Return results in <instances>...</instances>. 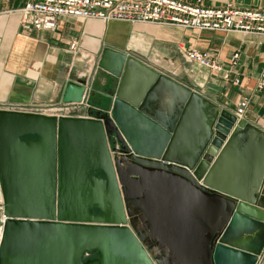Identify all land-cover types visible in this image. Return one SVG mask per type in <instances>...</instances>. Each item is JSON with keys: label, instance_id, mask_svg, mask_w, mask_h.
Instances as JSON below:
<instances>
[{"label": "water", "instance_id": "95a60500", "mask_svg": "<svg viewBox=\"0 0 264 264\" xmlns=\"http://www.w3.org/2000/svg\"><path fill=\"white\" fill-rule=\"evenodd\" d=\"M98 66L114 120L0 110V264H257L264 131L127 50Z\"/></svg>", "mask_w": 264, "mask_h": 264}, {"label": "crops", "instance_id": "0c3cea01", "mask_svg": "<svg viewBox=\"0 0 264 264\" xmlns=\"http://www.w3.org/2000/svg\"><path fill=\"white\" fill-rule=\"evenodd\" d=\"M31 1L39 0H0V110L55 113L53 108L65 104L62 97L67 85L85 80L82 114L110 117L119 80L98 66L108 47L136 54L160 73L187 79L199 94L235 116L239 101L248 99L242 121L264 131V90L258 88L264 73V34L200 32L73 17L61 19L55 31L25 30L19 10ZM200 1L206 8L232 4L264 10V0ZM190 49L214 55L221 70L186 62L184 54ZM257 264H264V251Z\"/></svg>", "mask_w": 264, "mask_h": 264}, {"label": "built area", "instance_id": "2783aa9c", "mask_svg": "<svg viewBox=\"0 0 264 264\" xmlns=\"http://www.w3.org/2000/svg\"><path fill=\"white\" fill-rule=\"evenodd\" d=\"M19 12L20 25L25 30L55 31L61 19L73 17L97 19L105 23L120 21L132 25H171L200 32L264 34V10L243 9L232 4L206 8L200 0L195 3L183 0H39L28 2ZM237 57L238 55H235V58ZM184 58L188 63L211 71L221 70L217 59L207 51L190 49L185 52ZM235 83L239 84V79ZM258 88L264 90V73L258 81ZM84 102L64 104L53 108V112H59L61 116L85 118L87 116L82 114ZM248 107V99L242 98L236 107V117L239 121L244 118ZM110 114L113 119L112 111ZM131 152L134 153L132 149ZM190 172L193 174V170ZM200 183L202 184V181ZM1 196L0 190V243L4 224L8 219Z\"/></svg>", "mask_w": 264, "mask_h": 264}, {"label": "rangeland", "instance_id": "374dc122", "mask_svg": "<svg viewBox=\"0 0 264 264\" xmlns=\"http://www.w3.org/2000/svg\"><path fill=\"white\" fill-rule=\"evenodd\" d=\"M39 114H41V113H39ZM59 114H60L59 112H57V113H52V114H51V112H50V113H48V114H47V116H56V117H61V115H59ZM44 115H46V114H44ZM63 115H64V114H63ZM64 117H67V116H64ZM25 138H29V137H28V136H26ZM110 147H111V149H110V150H111V152H112V154H113V149H112V148H113V146H112V144L110 145ZM0 187H1V189H0V190H1V195H2V196H1V199L3 198L2 200L4 201V197H3V190H2V186H1V181H0ZM4 203H5V202H4ZM93 258H95V255H92V256H87V257H86V259H85V261H86V260H88V259H93Z\"/></svg>", "mask_w": 264, "mask_h": 264}, {"label": "bare ground", "instance_id": "6f19581e", "mask_svg": "<svg viewBox=\"0 0 264 264\" xmlns=\"http://www.w3.org/2000/svg\"><path fill=\"white\" fill-rule=\"evenodd\" d=\"M8 122L11 120V118L10 117H8L7 119H6ZM114 120V119H113ZM14 123H16L17 125H19V123L18 122H14ZM129 147L131 148V146L129 145ZM101 175V174H100ZM99 175V176H100ZM3 197H4V194H3ZM25 200H26V198H25ZM25 202H27V200L25 201Z\"/></svg>", "mask_w": 264, "mask_h": 264}, {"label": "flooded vegetation", "instance_id": "af4514ba", "mask_svg": "<svg viewBox=\"0 0 264 264\" xmlns=\"http://www.w3.org/2000/svg\"><path fill=\"white\" fill-rule=\"evenodd\" d=\"M101 176H103V175H101Z\"/></svg>", "mask_w": 264, "mask_h": 264}]
</instances>
